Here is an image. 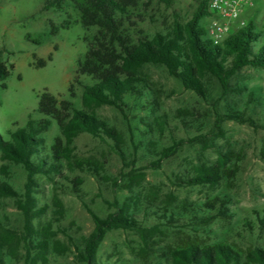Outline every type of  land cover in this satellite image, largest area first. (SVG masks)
<instances>
[{"label":"rangeland","instance_id":"rangeland-1","mask_svg":"<svg viewBox=\"0 0 264 264\" xmlns=\"http://www.w3.org/2000/svg\"><path fill=\"white\" fill-rule=\"evenodd\" d=\"M151 1L152 16L142 23L151 35L166 31L176 15L183 20L190 18L199 2ZM207 19L202 22L207 24L210 18ZM66 21H70L69 27L63 28ZM52 23L58 26L56 33ZM255 23L263 29L260 13L255 15ZM95 32V27L87 29L81 24L70 5L43 11L41 0H0V59L15 65L5 80L6 88L0 87L1 135L10 136L29 118L41 119L36 109L45 90L71 99L78 108L95 114L118 132L117 138L102 139L81 132L69 140L54 121L41 134L40 154L52 155L54 146H60L64 158L59 173L39 172L34 176L31 228L26 226L19 206L26 199L27 169L0 149V185L10 187L0 188V239L11 264H79L74 243L95 225L86 205L102 217L116 211L118 205H128L144 225L143 231H109L98 257L103 264H175V250L219 242H230L247 256L254 245L264 244V126L227 119L222 132L215 128V109L226 112L229 105L236 103L243 107V94L235 91L220 98L217 80L208 75L204 80L209 93L206 100L185 88L164 65L149 63L140 72L157 96L155 111L137 104L125 117L112 105L86 102L84 86L76 81L75 96L71 97L69 87L78 61ZM51 53L52 59H48ZM41 59L47 60L44 66H38ZM80 79L84 84L90 82L83 76ZM232 83L263 87L264 68L245 67ZM251 105L256 106L257 117L264 124V103ZM159 115H167V128H161ZM192 138L196 140L190 141ZM179 139L186 140L179 151L163 160L160 167H153L157 151ZM122 156L129 167L124 166ZM217 164L234 169L233 176L227 171L228 176L216 185L188 182L199 169ZM130 168L134 172L127 176ZM217 195L229 197L230 216L205 222L204 217L217 211L195 213L188 209L204 206ZM172 212L180 215L176 214L178 220L168 222L163 215L169 217ZM193 214L201 222L192 223ZM257 215L261 222L256 220ZM31 241L37 242V247L40 242L46 243L45 251L29 250Z\"/></svg>","mask_w":264,"mask_h":264},{"label":"trees","instance_id":"trees-1","mask_svg":"<svg viewBox=\"0 0 264 264\" xmlns=\"http://www.w3.org/2000/svg\"><path fill=\"white\" fill-rule=\"evenodd\" d=\"M151 4V0H41V10L63 9L70 5L77 11L79 21L85 28H96L94 35L88 40L84 57L78 61L76 75L69 87L71 97L75 96L76 81L84 86L86 102L112 105L125 117H128V110L137 104L147 111H155L157 96L148 78L142 75L140 70L145 64H161L172 76L180 79L185 88L206 100L209 93L204 80L208 75L217 80L221 88L220 98L235 91L243 94V107L236 103L229 105L226 112L215 109V128L218 131L222 132L223 123L227 119L246 122L254 127L264 126L257 117L256 106L251 105L264 103V86L249 88L247 85L232 83L233 78L245 67L264 68V34L263 29L255 23V16L251 17L245 26L231 32L221 43L215 44L207 35V24L202 22V19H209L212 15L209 0H199L197 9L187 20L176 15L166 31H157L153 35L142 26V23L152 16L149 13ZM69 24L70 21H66L62 27L68 28ZM52 25L53 32L56 33L58 26L53 23ZM27 36L30 37L29 34ZM52 56L51 53L48 59H52ZM46 62L47 60L41 59L38 66H44ZM14 68L13 63L7 64L0 59V87L6 88L5 80ZM80 76L90 82L84 84ZM144 99L145 102H142ZM36 110L42 116L41 119L29 118L24 127L8 137L0 133L1 151L6 157L22 163L28 172L26 199L20 201L19 206L29 228L33 217L31 191L34 176L39 172L59 173L64 158V149L60 146H54L52 155L40 154V145L43 143L41 134L56 121L69 140L81 132H88L101 139L105 136L118 137L117 130L106 121L84 108H78L71 99L62 98L48 90L40 94ZM158 118L161 128H167V115H159ZM185 142V139H179L163 146L157 151L158 158L151 165L160 167L161 162L177 153ZM122 159L124 166L129 167L127 159L123 156ZM227 171L230 177L235 172L234 169L228 170L219 164L203 167L198 170L197 176L188 182L216 185L228 176ZM132 172L134 168H130L125 174L129 176ZM0 188L7 190L10 187L2 184ZM9 192L17 194L12 189ZM75 193L81 197L78 189H75ZM230 202L228 196L217 195L204 206H192L188 209L195 213L198 210H216V213L202 219L208 222L218 216H230ZM86 207L95 225L87 236L74 243L79 264H103L98 260L100 248L112 229H144L142 220L129 211L128 205H118L116 211L105 217L100 216L88 205ZM176 214L180 215L172 212L169 217L163 216L169 218L168 222H174L178 220ZM190 218H194L192 223L201 222L196 214ZM256 220L261 222L262 219L257 215ZM246 221L250 222L249 219ZM35 244L33 241L29 242V250L37 248L38 252H42L47 247L44 242L38 243L40 247ZM6 253L4 241L0 239V264H11ZM173 259L175 264H264V244L254 245L247 256L235 249L230 242L207 246L190 245L175 250ZM37 262L33 261L32 264H38Z\"/></svg>","mask_w":264,"mask_h":264},{"label":"built area","instance_id":"built-area-1","mask_svg":"<svg viewBox=\"0 0 264 264\" xmlns=\"http://www.w3.org/2000/svg\"><path fill=\"white\" fill-rule=\"evenodd\" d=\"M209 10L212 15L207 23V35L215 44L245 26L257 13L263 17L264 34V0H209Z\"/></svg>","mask_w":264,"mask_h":264}]
</instances>
